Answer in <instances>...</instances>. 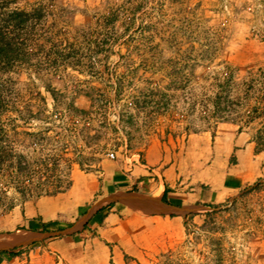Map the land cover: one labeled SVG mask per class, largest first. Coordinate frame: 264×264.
<instances>
[{"label":"rangeland","instance_id":"rangeland-1","mask_svg":"<svg viewBox=\"0 0 264 264\" xmlns=\"http://www.w3.org/2000/svg\"><path fill=\"white\" fill-rule=\"evenodd\" d=\"M40 2L69 42L77 30L87 38L75 47L78 65L50 60L46 70L17 68L7 75L20 101L44 98L40 112L52 118L19 123V132L36 135V145L20 136L19 152L35 161L60 156L54 177L70 180L74 170L117 165L131 180L148 182L135 192L145 198L172 166L198 192L216 197L215 204L198 200L175 221L128 209L141 218L134 227L140 239L121 251L122 264H264V153L255 154L251 143L258 125L238 134L236 124H214L203 113L213 93L239 100L250 80L259 79L264 0H16L11 6L30 10ZM68 104L84 114L72 120ZM245 172L243 185L230 184ZM214 175L221 178L212 181ZM40 198L0 215V243L39 235L7 251L16 257L0 255V264H70L69 255L80 252L88 234L79 225L68 229L72 213L39 217L36 227L34 217L24 215Z\"/></svg>","mask_w":264,"mask_h":264},{"label":"trees","instance_id":"trees-1","mask_svg":"<svg viewBox=\"0 0 264 264\" xmlns=\"http://www.w3.org/2000/svg\"><path fill=\"white\" fill-rule=\"evenodd\" d=\"M14 1L16 0H0V215L12 211L18 206V202L42 196H55L65 192L72 185L67 175L60 173V176L54 177L56 169L60 167V156L45 154L35 161L19 152L20 136L24 137V142L36 145L33 142L36 135L19 132V123H48L52 118H44L40 112V107L46 105L44 98H40L39 104L33 100L20 101L7 75L17 68L41 71L46 68L43 64L50 60L76 65L80 63V57L75 47L79 39L85 41L87 38L77 30L69 42L63 37L64 34L60 35L55 30L56 16L51 14L48 7L40 2L30 10L18 9L11 6ZM108 12L112 15L111 10ZM104 20L102 23L105 25L110 21V17ZM66 52L67 54H64ZM92 53L94 55L97 52ZM259 74L258 80L251 79L246 86L244 97L235 100L231 95L223 96L217 91L209 97L208 106L204 107L203 112L214 124L222 121L236 124L238 134L242 133L244 128L257 124L258 127L254 128L255 132L251 138L255 154L264 153V69L260 70ZM220 85L218 87L222 86ZM250 93H258L259 99H249ZM33 108H36L37 112H33ZM65 110L72 115V120H77L84 114L75 109L73 104H68ZM63 118L55 116L58 122L63 121ZM71 124L75 126L76 123ZM133 191L137 192V189ZM165 194L166 190L161 202L167 204ZM0 255L13 258L18 254L1 251Z\"/></svg>","mask_w":264,"mask_h":264},{"label":"crops","instance_id":"crops-1","mask_svg":"<svg viewBox=\"0 0 264 264\" xmlns=\"http://www.w3.org/2000/svg\"><path fill=\"white\" fill-rule=\"evenodd\" d=\"M162 175L161 184L157 183L155 188L150 186L147 194L152 196L148 199L156 201L160 209L167 213L126 205L125 199L131 194L145 197L143 193H135L133 190L147 188L148 182L140 178L131 180L117 165H102L101 170L96 172L74 170L72 185L68 190L34 201L31 207L25 208L24 215L34 217L31 220L34 226L38 223L36 219L39 217L53 220L60 213L69 212L74 215L72 219L70 218L71 224L68 225V229L79 225V232L84 230L88 236L80 241V252L69 255L70 264H109V258L113 264H122L121 251L127 252L133 242L138 245L140 239L134 227L141 218L137 214L128 213V209L137 213V210H144L148 212L147 215H167L175 221L181 211L192 208L198 200L210 204L217 203L212 193L198 192L192 180L178 173L172 166L165 169ZM249 175V172H245L236 175L231 183L228 179L226 182L232 186L243 185L249 179ZM213 177L212 181H216L215 177L221 178L218 175ZM165 190L167 204L161 202ZM156 191H159L157 195ZM30 232L36 233L35 228ZM78 235L75 234L72 238L73 243ZM81 250H84V253H81ZM0 260L3 262L5 259L1 257Z\"/></svg>","mask_w":264,"mask_h":264},{"label":"bare ground","instance_id":"bare-ground-1","mask_svg":"<svg viewBox=\"0 0 264 264\" xmlns=\"http://www.w3.org/2000/svg\"><path fill=\"white\" fill-rule=\"evenodd\" d=\"M159 193V191H156V195ZM125 204L129 205V206H134V207H139V208H143L146 210H150L153 212H165L167 213V211H164L162 209H160V207L157 205L156 201L154 200H150L148 198H145L144 196L141 195H137V194H131L129 197H127L125 199ZM139 213H144V214H148L147 211L144 210H137ZM38 234H34L31 236H15L13 237L11 241L6 242L5 244L0 243L2 246H0V252L1 251H8L10 248H15L18 246H24L27 244H30L31 242H33L34 240H36V238L38 237Z\"/></svg>","mask_w":264,"mask_h":264},{"label":"built area","instance_id":"built-area-1","mask_svg":"<svg viewBox=\"0 0 264 264\" xmlns=\"http://www.w3.org/2000/svg\"><path fill=\"white\" fill-rule=\"evenodd\" d=\"M111 159H114V155L111 153L108 155Z\"/></svg>","mask_w":264,"mask_h":264}]
</instances>
